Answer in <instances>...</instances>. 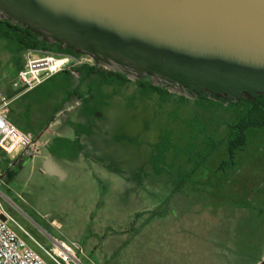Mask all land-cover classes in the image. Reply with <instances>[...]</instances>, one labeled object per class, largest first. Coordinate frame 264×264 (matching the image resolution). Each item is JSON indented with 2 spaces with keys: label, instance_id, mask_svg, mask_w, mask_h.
Here are the masks:
<instances>
[{
  "label": "rangeland",
  "instance_id": "rangeland-1",
  "mask_svg": "<svg viewBox=\"0 0 264 264\" xmlns=\"http://www.w3.org/2000/svg\"><path fill=\"white\" fill-rule=\"evenodd\" d=\"M30 53L18 51L13 41L0 40V99L12 85L13 61L25 65ZM43 53L48 52L36 51L35 56ZM89 56L84 60L100 66ZM80 81L79 74L71 76V87L77 88ZM60 85L61 81H52L37 93ZM107 94L111 96L96 115L98 128L90 141L95 147H88L91 157L86 159L85 154L79 161L64 163L65 179L49 176L30 162L21 169L0 166V196L16 220L50 249L54 239L74 243L82 264H261L264 154L257 146L262 140L256 139L240 154L238 166L226 174L218 172L225 158L223 147L182 183L200 159L194 157L192 163L181 156L175 164L185 166L184 172L168 165L162 174L154 171V166H164V157L166 164L176 159L174 148L164 155L162 137L170 134L182 153L191 141L203 140L197 139L199 131L190 128L194 116L200 114L204 121L216 117L195 102L181 105L170 100L161 109L158 95L148 99L133 84L105 86L101 96ZM57 104L46 108L48 114L42 113L37 123L46 128ZM72 113L59 114L60 124ZM218 116H224L223 111ZM216 129L213 126L211 131ZM123 133L134 143L117 141V134ZM65 152L79 153L75 145ZM109 158L122 162L124 175L107 170ZM138 167V172H131ZM16 169L18 175L9 179L8 172ZM135 172L140 173L138 180Z\"/></svg>",
  "mask_w": 264,
  "mask_h": 264
},
{
  "label": "water",
  "instance_id": "water-1",
  "mask_svg": "<svg viewBox=\"0 0 264 264\" xmlns=\"http://www.w3.org/2000/svg\"><path fill=\"white\" fill-rule=\"evenodd\" d=\"M0 20L187 98L264 94V0H0Z\"/></svg>",
  "mask_w": 264,
  "mask_h": 264
},
{
  "label": "trees",
  "instance_id": "trees-1",
  "mask_svg": "<svg viewBox=\"0 0 264 264\" xmlns=\"http://www.w3.org/2000/svg\"><path fill=\"white\" fill-rule=\"evenodd\" d=\"M0 40L15 42L16 48L20 52L45 51L58 55H70L75 58L87 56L86 54L74 51L70 48H63V45L59 42L48 44L45 40H42L40 35L36 32L19 24H13L10 21L0 20ZM12 64L13 69L15 70V75L18 76L20 71L24 69L25 65L19 63L17 59L14 60ZM75 71L81 76V80L85 79L86 81H94L96 79V97L100 91L102 92L105 86L115 87L116 85L124 86L126 84H133L140 91H142V95L148 99H151L153 95H158L160 101V104L158 105L161 109L165 104H168L170 100H174L181 105H189L191 102H195L198 107L204 108L207 113L216 117L215 120H213L212 117V120L209 119L204 121L200 114H196L194 116V122L193 124H190V128L195 131H199L197 139L203 140L199 142H197V140L191 141L188 148L182 153H180L181 150L179 148V144L174 142L170 134L162 137L163 143L166 141V144L164 143L165 145H163V153L165 156L166 153L170 152L173 148L177 151L175 153L176 159L171 160V162L166 164L167 160L164 157V166H154L153 170L160 172V174L166 170L165 167L167 165L171 166L173 169L178 167L181 172H184L182 169H184L185 166L181 169L180 166L183 165L177 166L178 164H175V162L183 155L187 156V162L192 160V163L194 161V157H197L200 159V161L197 162V167L190 170V173L188 171L184 179H182V183H186L190 176L194 177L196 171L199 170L203 164H206L208 160H210V158L223 147L225 148V158L219 162L218 172L226 174V170H231L232 168L238 166L240 154L246 152L249 147L254 144L256 139L262 140L261 146H257V148L259 152L264 154V94H259L256 98H251L246 95L239 101L228 103L225 98L218 96L211 97L208 93H205L198 98H187L185 96L173 94L166 88L154 86L149 79L134 82L121 73L110 72L96 64L85 63L75 68ZM66 72L73 76L71 71ZM16 76H14V78H16ZM18 92L20 91L18 90ZM18 92L8 97L13 98L15 94H18ZM100 99L101 100H96V114H98L99 111H102L104 107L103 97ZM14 102L11 106L10 121L17 125L13 111ZM220 111H223L224 116H218ZM217 117L222 119L218 121L219 119ZM213 126L217 127L215 130L216 134L213 130L211 131ZM258 129L262 131L257 132ZM117 135V141L119 142L134 143L127 134L123 133L122 135ZM90 157V155H87L88 159ZM154 158L155 156H153V162L155 161ZM102 162L105 163L104 161ZM121 163L122 162L111 159V164L107 165L105 163V167L110 172L124 175L125 172H123L120 168ZM21 168L22 166H19V169ZM140 168L141 167L131 169V172H138ZM145 168L146 167H142V169ZM18 171L19 170L16 169L8 172V178L13 179L16 177L18 175ZM137 172H135L136 175L134 174L138 177L136 180L141 178L140 173ZM147 174L149 176L150 172Z\"/></svg>",
  "mask_w": 264,
  "mask_h": 264
},
{
  "label": "built area",
  "instance_id": "built-area-1",
  "mask_svg": "<svg viewBox=\"0 0 264 264\" xmlns=\"http://www.w3.org/2000/svg\"><path fill=\"white\" fill-rule=\"evenodd\" d=\"M35 52L27 55L25 68L20 71L14 83V87L20 92L13 98L2 96L0 99V152L12 160L20 154L31 159L41 158L46 147V144L41 143L38 134L25 132L10 121L13 102L18 96L35 90L57 74L71 71L73 75H77L75 68L85 63L92 64L84 60L85 57L75 58L52 53H43L37 57ZM74 105L80 107L81 100ZM16 228L37 249L20 236ZM78 249L74 243L56 239L52 249L42 244L8 211L0 196V264H82L77 256Z\"/></svg>",
  "mask_w": 264,
  "mask_h": 264
},
{
  "label": "crops",
  "instance_id": "crops-1",
  "mask_svg": "<svg viewBox=\"0 0 264 264\" xmlns=\"http://www.w3.org/2000/svg\"><path fill=\"white\" fill-rule=\"evenodd\" d=\"M16 78L13 77L11 79L10 84L12 85L9 86L6 96L18 92V89L14 87ZM52 81H61L60 87L56 88V90L50 89L42 95L37 93ZM71 85V75L63 72L46 80L34 91L18 96L13 106L17 125L25 132L38 134L41 143L46 144V147L44 148L43 156L38 159L27 158L20 154L15 160H12L0 152V166H23L25 162H30L33 166H39L43 172V163L46 159L50 158L57 166L64 170L62 167L64 163L71 160L79 161L82 155H89L90 149L88 151V147H95L90 141L95 139L93 137L96 136V128H98L96 123L97 97L99 99L103 97L105 101V98L110 97L111 94H107L108 96L104 97L101 96L102 92L100 91L96 97V79L94 81L82 79L77 88H73ZM80 100L82 105L76 107L74 105L75 102ZM56 102L58 104L55 105L56 109L53 110L52 116L49 117L48 126L46 128L42 127L41 124L37 123L39 118L42 116V113L48 114L45 109L51 107ZM104 105L106 104L104 103ZM76 109L78 110L74 111ZM62 112H73L70 114L72 118H67L66 122H63L64 124H60V119H58L60 117L59 114ZM101 112L99 111L98 114ZM73 117L75 118L73 119ZM38 127L42 129H38ZM73 145L78 148L79 153L77 156L67 155L65 152L66 148L69 146L71 148ZM85 157L88 159L87 156Z\"/></svg>",
  "mask_w": 264,
  "mask_h": 264
},
{
  "label": "flooded vegetation",
  "instance_id": "flooded-vegetation-1",
  "mask_svg": "<svg viewBox=\"0 0 264 264\" xmlns=\"http://www.w3.org/2000/svg\"><path fill=\"white\" fill-rule=\"evenodd\" d=\"M63 48H65V47H63ZM66 48H68V47H66ZM71 49V48H70ZM73 50V49H72ZM75 51V50H74Z\"/></svg>",
  "mask_w": 264,
  "mask_h": 264
}]
</instances>
